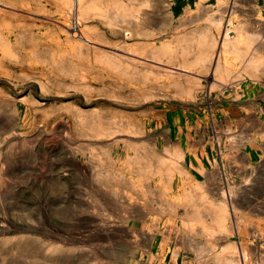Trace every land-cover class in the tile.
Segmentation results:
<instances>
[{
  "label": "bare ground",
  "instance_id": "obj_1",
  "mask_svg": "<svg viewBox=\"0 0 264 264\" xmlns=\"http://www.w3.org/2000/svg\"><path fill=\"white\" fill-rule=\"evenodd\" d=\"M42 1L0 0V11L42 10ZM212 1L197 0L195 10L187 7L177 19L172 41L161 46L172 59L164 61L161 56L152 57L167 67L158 66L165 70L168 83L175 87L176 93L184 96L182 102L185 104L196 99L201 76L198 74H202L204 78L209 76L212 83L206 95L211 96L213 90L224 92L226 89L236 93V100L230 101L222 113L231 111L234 114L236 110L232 111L231 106L236 105L242 115L234 125L223 127L209 99L204 100L208 106L203 107V119L192 121L194 124L181 122L174 115L177 137L168 147L163 145L160 151L144 146L140 152L142 159L134 161L141 176L129 177V185L124 190L106 186L101 190L103 193L100 192L104 198L114 197L125 208L136 205L141 196L139 205L147 210L146 198L152 189L157 190V205L163 214L157 215L156 224H148L147 234L129 226L123 232L133 249L150 241L158 245L157 253L148 250L147 256L153 258L149 264H193V260L195 264H264V192L261 191L264 189V0ZM53 2L60 6L58 11L64 16L65 21L59 22L58 28L65 43L61 45L56 41L58 46L46 58L40 55L45 42L33 37L30 43H25L20 40L18 31L10 30V23L0 15V108L5 109L4 113L0 112L3 125H0V142L14 135L19 109H33L36 104L35 97L16 93L14 85L33 86L31 82H34L44 92L55 72L69 74L75 80L82 79L81 67L68 58L75 57L88 44H95L88 27L91 17L104 16L109 7L120 8L127 53L123 55L126 87L140 91L149 78L151 69L143 59L150 56L136 42L145 33L141 24L148 0H117L110 5L105 0ZM201 8L203 18H198L197 11ZM193 48L196 49L194 57L186 59ZM100 63H105L111 71L118 69L108 60ZM244 83L246 87L242 86ZM32 113L39 121V116ZM186 120H190L189 116ZM86 123L78 117L79 127ZM195 134L199 138H195ZM198 149L203 161L197 154ZM135 152L123 161L124 166L131 164ZM89 160L92 165L100 163L95 153ZM191 168L203 175V182L193 175ZM124 174L122 167L117 175ZM99 215L96 222L93 221L94 229L107 230L109 222ZM175 220H180V226L174 225ZM181 231L185 233L180 234ZM187 241V246L183 247ZM67 245L56 244L53 250H68ZM21 246L26 247L27 243L22 242ZM31 248L23 249L18 257L33 258L36 248ZM165 251L170 254L168 263L164 260ZM91 252L98 256L99 252H104V245L98 250L92 248ZM130 257L127 264H136L137 253L131 252Z\"/></svg>",
  "mask_w": 264,
  "mask_h": 264
},
{
  "label": "rangeland",
  "instance_id": "obj_2",
  "mask_svg": "<svg viewBox=\"0 0 264 264\" xmlns=\"http://www.w3.org/2000/svg\"><path fill=\"white\" fill-rule=\"evenodd\" d=\"M105 1L108 5L117 2ZM169 1L171 4L165 0H148L143 15L141 25L145 33L136 42L150 56L143 60L151 71L140 91L129 90L125 85L123 55H127L126 43L117 6L109 7L104 16L91 17L88 27L95 44H88L75 57L68 58L79 64L82 79L75 80L69 74L55 72L44 92L34 82H31L33 86L14 85L16 93L35 97L36 104L33 109H19L14 135L0 142V264H127L133 251L137 257L141 255L136 264L152 262L153 258L147 256L148 250L157 253L158 245L150 241L133 249L123 232L129 226L147 234L146 228L156 224L157 215L163 214L157 205V190L152 189L146 198L147 210L139 205L141 196L136 205L125 208L110 195L104 198L101 190L106 186L124 190L129 185V177L141 176L134 161L142 159L140 152L144 146L160 151L163 145L168 147L177 137L174 115L181 122L194 124L203 119L204 100L207 102V99L223 127L234 125L242 115L236 105L231 106L232 111L236 110L234 114L231 111L222 113L230 101L236 100L233 91L213 90L211 96L206 95L212 84L209 76L204 78L198 74L201 75L198 95L188 104L182 102L184 96H179L175 87L168 83L163 69L167 67L158 64L153 57L161 56L164 61L172 59L161 46L172 41L177 19L185 8L195 10L197 0ZM42 2V10L33 7L30 11L13 9L8 12L4 9L0 15L11 24L10 30L18 31L20 40L30 43L35 37L45 42L40 55L46 58L58 46L56 41L61 45L65 43L58 28L59 22L65 20L58 11L60 6L57 7L53 0ZM197 13L198 18H203V8ZM194 50L186 59L194 57ZM104 60L118 69L111 71L105 63H100ZM0 112L4 113L5 109L0 108ZM32 112L39 116V121L34 119ZM65 115L68 118H64ZM187 116L190 120H186ZM78 117L87 122L85 126L77 125ZM93 122L94 127L89 125ZM194 137L199 138L196 134ZM134 151L137 152L131 164L124 166L123 161ZM92 153L97 154L99 164L92 165L89 160ZM197 154L203 161L200 149ZM186 163L189 165L190 161ZM122 167L125 174L117 175ZM191 171L203 182V175L195 168ZM99 213L110 224L107 230L93 227ZM180 223L175 220L174 225L180 226ZM102 234L111 235L104 237ZM22 242L28 247H22ZM56 244H66L69 249L53 250ZM102 244L104 252L94 255L92 248L98 250ZM187 244L188 241L182 246ZM31 247L36 248L33 258L18 257L23 249L27 251ZM165 253L164 260L168 263L170 254ZM192 263L195 264L194 260Z\"/></svg>",
  "mask_w": 264,
  "mask_h": 264
}]
</instances>
